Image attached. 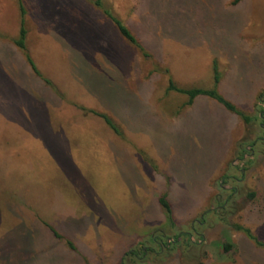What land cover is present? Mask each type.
I'll return each mask as SVG.
<instances>
[{"label": "rangeland", "instance_id": "374dc122", "mask_svg": "<svg viewBox=\"0 0 264 264\" xmlns=\"http://www.w3.org/2000/svg\"><path fill=\"white\" fill-rule=\"evenodd\" d=\"M20 1L51 83L0 0V264H264V0Z\"/></svg>", "mask_w": 264, "mask_h": 264}, {"label": "trees", "instance_id": "16d2710c", "mask_svg": "<svg viewBox=\"0 0 264 264\" xmlns=\"http://www.w3.org/2000/svg\"><path fill=\"white\" fill-rule=\"evenodd\" d=\"M239 0H232V4H236ZM19 3V7L21 9V18H20V26H19V36L18 38L14 39V43L15 45L20 48L21 50H23L24 54H25V58L27 60V62L30 64L32 70L35 72V74H37L38 76L42 75L40 74V72L36 69V67L34 66L31 57L29 56L26 47H25V43H24V38L26 35V29L24 26V18H23V4L20 0H18ZM104 13L109 16V18L113 21V23L115 24V26L118 28L120 34L128 41L130 42L132 45H134L135 47H137L140 50H143L141 44L139 43V41L135 38V36L129 31V29L121 22V20L119 18H117L116 16H114L111 11L108 8H104L103 9ZM44 81L48 84H50L51 82L44 78ZM167 90H173L177 93H181V94H186L188 96V100L185 102V104L189 105L193 102V99L195 98V96L198 95H204L213 99L218 100L219 102H221L224 106H226L228 109L231 110H235L234 106L231 105V103H229L228 101H226L224 98H222L220 95L217 94V92L214 89H202V88H191V89H186V88H180L178 86H176L171 80L168 84V88ZM259 97H264V94L260 95ZM260 101H263L261 98L259 99ZM237 112V111H236ZM259 116L260 117H264V112L263 109L259 110ZM108 122V120H106ZM250 195H253V193H250ZM158 201L160 202V204L162 205V207L165 209V211L167 212V215L170 217V213H171V206L170 203L168 202V200L166 199V195H161L158 198ZM52 233L56 236V237H61V235L51 226H49ZM237 229L242 230L247 237L253 239L256 241V244L264 247V243L257 241V239L252 235L251 231L249 228L246 227H242L240 225L236 226ZM67 245L72 248L75 249V246L73 245V243L70 240H66ZM232 244L230 242H226L222 245V248L225 252L229 251L231 248Z\"/></svg>", "mask_w": 264, "mask_h": 264}, {"label": "crops", "instance_id": "0c3cea01", "mask_svg": "<svg viewBox=\"0 0 264 264\" xmlns=\"http://www.w3.org/2000/svg\"><path fill=\"white\" fill-rule=\"evenodd\" d=\"M39 77L43 79V77H41V76H39ZM139 240H140V236H137L136 239H135V242H136V243H134V245L137 244ZM134 245H131L130 247H133ZM130 247H128V250L130 249ZM124 252H125V250L123 249V250L121 251V253L116 254V255L114 256V259H113L112 262H113V263L115 262L116 264H119L120 261H121V259H122V257L124 256ZM115 263H114V264H115Z\"/></svg>", "mask_w": 264, "mask_h": 264}, {"label": "flooded vegetation", "instance_id": "af4514ba", "mask_svg": "<svg viewBox=\"0 0 264 264\" xmlns=\"http://www.w3.org/2000/svg\"><path fill=\"white\" fill-rule=\"evenodd\" d=\"M249 154H252V152H250Z\"/></svg>", "mask_w": 264, "mask_h": 264}]
</instances>
